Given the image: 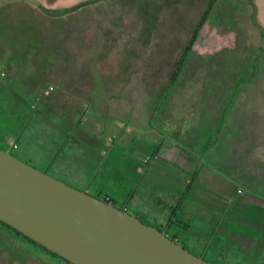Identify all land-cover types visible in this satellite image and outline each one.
Returning a JSON list of instances; mask_svg holds the SVG:
<instances>
[{
  "label": "rangeland",
  "instance_id": "374dc122",
  "mask_svg": "<svg viewBox=\"0 0 264 264\" xmlns=\"http://www.w3.org/2000/svg\"><path fill=\"white\" fill-rule=\"evenodd\" d=\"M24 1L33 5L47 2L58 10L80 2L86 5L82 10L61 19H50L36 12L33 18L36 46L6 45L8 53H15L18 59L26 62L27 57L31 56L38 65L33 73L41 80L50 82L61 79L60 84L57 82L51 86L46 96L35 97L33 91H28L19 83L12 86L11 77L21 78L22 68L19 70L16 67V72L12 66L13 69L10 67L6 71L8 66L0 64V101L4 105L13 102L22 104L20 115L9 114L4 107H0V133H8L7 128H12L8 126V120L21 121L23 114L21 137L27 140L31 156H23L17 149L8 147V150L24 162L31 160L26 163L75 188L85 189L100 198L107 195L116 206L159 228L190 252L208 261L215 264H264V229L257 231L235 226V230L243 236L248 233V243L234 240L231 247L221 246L220 242L232 243L217 234L211 237L204 251H198V246L175 238L177 223L166 227L165 221L152 218V212L140 211L134 196H131L132 188L131 191L127 190V195H123L119 190L122 187L118 186L114 177H110L114 169L120 172L126 170V187H133L138 182L136 173L131 169L134 160L143 154L140 153L141 149L134 146L137 136L141 135L144 140L152 142L155 137L165 141L178 138L185 123L188 128L197 129L200 117L211 115L213 110L199 108L200 105L209 106L212 101L229 99L234 95L239 101L236 102L238 111L242 112L248 95L254 98L260 95L257 88L247 87L248 84H264V38L248 19V3L245 0L214 1L206 24L188 54L184 69L169 86L167 83L174 62L209 0H0V6L9 3L10 8L5 15L8 13L11 17L28 8ZM64 37H75L77 53L87 52L91 48L96 63L101 65L105 62L113 67L110 68L113 74L104 76L108 72L106 66L101 68L104 75L95 66L90 68L93 77L80 75L81 70L74 74L75 70L68 68V57L64 56L69 53L67 45H62ZM89 40L92 43L88 44ZM42 63L46 65L43 67ZM51 64L59 67H49ZM69 70L73 76L69 75ZM229 88L232 91L224 90ZM52 99L74 101L78 106L79 118L83 114L89 117L82 124L79 123L78 132L98 139L104 150L99 161L98 149H93L96 155L92 157L91 164L97 172L90 178L92 166H85L82 158L63 155L55 159L56 163L52 162L54 153L49 140L50 127L58 120L54 109L46 108L48 101L54 102ZM90 102L93 106L89 108ZM101 102L103 107H100ZM85 108L89 109L88 112ZM105 109L106 115L112 114L113 117L108 119L110 122L105 120L107 123L103 126L98 124L97 118ZM235 116L238 117V124L232 134L234 138L242 139L244 114ZM93 126H100V129ZM116 126H119L118 133ZM85 145L89 147L88 143ZM142 147L150 148L148 143ZM196 148L199 150V145ZM170 166L178 167L177 164ZM71 171L79 178H73ZM93 176L95 178L90 182ZM230 248L236 250L230 251ZM243 248L250 250L244 252ZM0 264L66 263L0 225Z\"/></svg>",
  "mask_w": 264,
  "mask_h": 264
},
{
  "label": "crops",
  "instance_id": "0c3cea01",
  "mask_svg": "<svg viewBox=\"0 0 264 264\" xmlns=\"http://www.w3.org/2000/svg\"><path fill=\"white\" fill-rule=\"evenodd\" d=\"M253 2L257 23L264 30V0H253ZM63 44H66L69 49V53L65 55L69 61L68 68L75 70L74 74L81 70L80 75H87L89 71L93 77V72L90 70L93 66L97 69L106 66L108 68L106 75L101 69L105 77L113 74V70L110 69L113 67L107 66L105 62L101 65L96 63L91 48L87 52L77 53L75 37L64 38ZM6 65L8 66L6 71L12 66L18 67L19 70L22 68L21 78L11 77L12 86L14 83H19L28 91H33L35 97L46 96L50 92L47 90L48 87L57 82L60 84L59 81H61L59 79L48 82L35 76L33 72L38 65L33 62L31 56L27 57L26 62L24 59L15 57ZM45 65L43 64V67ZM53 66L58 67L56 64ZM15 70L17 72V68ZM69 72L71 73L69 75L73 76L72 71L69 70ZM27 77L29 79H26ZM69 83L73 85L72 81ZM247 87L257 88L256 91L260 92V95L256 98L248 95L242 112L238 111L236 102L239 101L233 95L229 99L212 101V105L209 106L200 105L199 108L208 107L213 110L211 115L201 116L197 129L188 128V124L185 123L178 138L172 137L166 142L155 137V141L152 142L148 139L144 140L141 135L137 136L134 146L141 149L140 153L143 154H140L138 160H134L135 164L131 168L138 177V182L133 187H126V170L120 172L114 169L110 172V177H114L118 186L122 187L119 190L123 195H127V190L131 191L132 188L131 196H134L140 211L152 212V218L165 221L166 227L177 223L175 238L177 240L182 238L184 242L198 246V251H204L210 244L211 237L217 234L226 240L228 238L232 243L228 245L227 241L220 242L221 246L231 247L234 240H239L243 244L248 243L247 241L250 240L248 233L243 236L244 234L235 230V226L241 225L245 229L257 231L264 229V84H248ZM224 90L232 91L231 88ZM52 101L54 102L51 100L45 102L46 108L54 109V115L58 117L56 123L50 127L52 131L49 140L54 153L52 162L56 163V158L66 155V157L82 158L85 166H92L91 159L96 155L93 149L96 147L100 161L104 150L99 140L84 132H78L79 123L82 124L89 117L83 114L79 118L78 106L74 104V101L65 102L56 99ZM90 103L89 108L93 106L92 102ZM0 104V107H4L9 114L13 112L20 115L21 113V103L13 102L10 105H4L0 101ZM100 104V107L104 106L103 102ZM234 108H236L235 111ZM239 113L244 114L245 118L242 139L234 138L232 134L234 127L238 124V117L236 118L235 115ZM106 114L107 109L101 111V117L97 118L98 124L105 126L107 121L110 122L108 119L113 115ZM22 115L21 121L8 120V126L11 125L12 128H7L8 133H0V147L17 149L23 156H31L26 144L27 140L21 137ZM93 127L100 129V126ZM115 130L118 133L119 126H116ZM140 131L142 133L143 130L140 129ZM205 132L209 136L204 135ZM205 136H207L206 139ZM12 143L15 147H12ZM85 143H88L89 147ZM144 143H148L149 150L142 147ZM197 145L199 150L196 148ZM148 155H155V157L144 161ZM25 161L30 163L31 160ZM171 164H177L178 167L172 168ZM90 171L88 178L97 172L94 165ZM71 175L73 178H79L73 171ZM94 178L95 176L90 182ZM105 197L110 200L107 195ZM242 250L246 252L250 249Z\"/></svg>",
  "mask_w": 264,
  "mask_h": 264
},
{
  "label": "water",
  "instance_id": "95a60500",
  "mask_svg": "<svg viewBox=\"0 0 264 264\" xmlns=\"http://www.w3.org/2000/svg\"><path fill=\"white\" fill-rule=\"evenodd\" d=\"M0 221L69 264H215L1 147Z\"/></svg>",
  "mask_w": 264,
  "mask_h": 264
},
{
  "label": "trees",
  "instance_id": "16d2710c",
  "mask_svg": "<svg viewBox=\"0 0 264 264\" xmlns=\"http://www.w3.org/2000/svg\"><path fill=\"white\" fill-rule=\"evenodd\" d=\"M214 1L215 0H209V2H207V4H206L205 8L203 9L199 19L197 20V23L195 24V26L192 27L189 37L187 38L185 44L183 45L182 50H181L178 58L174 62V67H173V69L169 75L167 85H169V86L172 85L176 81L180 72L184 69L188 54L192 50L199 33L201 32L202 28L204 27V23L206 24V20H207L208 15H209V13H210L213 5H214ZM24 2L25 3H23V4H25V5L27 4L28 8H24V9L20 10L21 12L17 13L15 16H11V17L8 16V13L5 15L8 8H10L9 7L10 4L8 3L6 5L0 6V64L4 63L6 65V64H8L9 60H12L13 58L17 57L15 55V53H8L6 45L11 44V45H14V47L18 46L19 44H22V45L26 44L28 47L36 46L37 36L34 33L36 26L33 24V18L35 15H37V14H35L36 12L41 14V15H44L45 17L50 18V19H61V18H65V16H67V15H70V14H73L75 12L82 10L84 8V6L86 5L85 3L80 2L78 4L77 3L74 4L71 7H64L63 9L58 10V9L54 8L52 5L48 4L47 2H45L43 5H40V4L33 5V4L28 3L26 1H24ZM245 2H247L248 5L250 6V10L248 12V19L250 20V23H252L254 26H256L257 29H259L260 33L263 35L262 37L264 38V30L257 23L256 17H255V4H254L253 0H245ZM22 35L25 38L21 37ZM64 38H67V37H64ZM90 42H91V40H89L88 44ZM62 45L64 46L63 41H62ZM263 49H264V47H263ZM64 56H67V55L64 54ZM34 58H36V57H34ZM219 58H221V57H219ZM36 62H37V60H36ZM49 67H56V66H53V64H51ZM86 76L91 77V74L89 71L87 72ZM102 199L109 200L105 196L102 197ZM0 225L5 227L7 230L11 231L12 233H14L16 236H18L22 239H25L27 242H30V243L36 245L37 247L41 248L42 250H44L48 254L52 255L53 257L64 261L63 259H61L57 255L48 251L47 249L40 246L39 244L33 242L29 238H27L24 235H22L21 233L15 231L14 229H12L11 227H9L8 225L4 224L1 221H0ZM64 262L66 264H69L66 261H64Z\"/></svg>",
  "mask_w": 264,
  "mask_h": 264
},
{
  "label": "built area",
  "instance_id": "2783aa9c",
  "mask_svg": "<svg viewBox=\"0 0 264 264\" xmlns=\"http://www.w3.org/2000/svg\"><path fill=\"white\" fill-rule=\"evenodd\" d=\"M51 89H52V87L49 86L47 90L50 91ZM45 92L47 93V91H45ZM12 147H15L14 143H12ZM154 157H155V155H153V156L148 155L145 157L144 161H148Z\"/></svg>",
  "mask_w": 264,
  "mask_h": 264
},
{
  "label": "flooded vegetation",
  "instance_id": "af4514ba",
  "mask_svg": "<svg viewBox=\"0 0 264 264\" xmlns=\"http://www.w3.org/2000/svg\"><path fill=\"white\" fill-rule=\"evenodd\" d=\"M172 238V237H171ZM174 238V237H173Z\"/></svg>",
  "mask_w": 264,
  "mask_h": 264
}]
</instances>
